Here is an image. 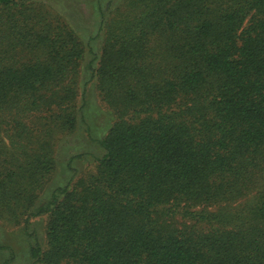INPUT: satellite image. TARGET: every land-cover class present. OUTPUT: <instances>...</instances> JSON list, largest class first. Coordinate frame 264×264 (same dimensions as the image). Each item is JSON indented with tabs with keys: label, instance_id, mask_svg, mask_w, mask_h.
Segmentation results:
<instances>
[{
	"label": "trees",
	"instance_id": "16d2710c",
	"mask_svg": "<svg viewBox=\"0 0 264 264\" xmlns=\"http://www.w3.org/2000/svg\"><path fill=\"white\" fill-rule=\"evenodd\" d=\"M99 4L96 54L53 3L0 0V219L45 218L31 264H264V0ZM84 68L113 121L45 198Z\"/></svg>",
	"mask_w": 264,
	"mask_h": 264
},
{
	"label": "rangeland",
	"instance_id": "374dc122",
	"mask_svg": "<svg viewBox=\"0 0 264 264\" xmlns=\"http://www.w3.org/2000/svg\"><path fill=\"white\" fill-rule=\"evenodd\" d=\"M53 3L62 12L80 36L91 44L94 53H101L102 37L99 33L100 11L99 0H46ZM122 0H101L103 8L111 3L116 5ZM62 5V6H61ZM93 55L88 56V60ZM89 71L82 70L81 89L86 91L84 120L75 133L64 136L57 146V170L44 197L58 186H64L73 175V168L85 171L92 166L93 158L101 156L103 150L98 143L112 124L111 113L100 103L94 84L90 82ZM71 160V163H69ZM73 166V168H71ZM44 199V198H43ZM35 233V234H34ZM42 241L45 236V218L39 217L31 221L29 229L23 225H14L0 219V264H31L30 247L34 237Z\"/></svg>",
	"mask_w": 264,
	"mask_h": 264
}]
</instances>
